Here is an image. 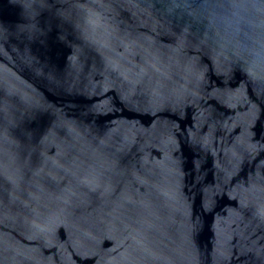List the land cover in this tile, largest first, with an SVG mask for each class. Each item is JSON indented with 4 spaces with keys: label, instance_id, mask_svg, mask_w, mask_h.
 Returning a JSON list of instances; mask_svg holds the SVG:
<instances>
[{
    "label": "water",
    "instance_id": "obj_1",
    "mask_svg": "<svg viewBox=\"0 0 264 264\" xmlns=\"http://www.w3.org/2000/svg\"><path fill=\"white\" fill-rule=\"evenodd\" d=\"M0 264H264V0H0Z\"/></svg>",
    "mask_w": 264,
    "mask_h": 264
}]
</instances>
